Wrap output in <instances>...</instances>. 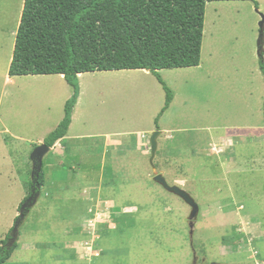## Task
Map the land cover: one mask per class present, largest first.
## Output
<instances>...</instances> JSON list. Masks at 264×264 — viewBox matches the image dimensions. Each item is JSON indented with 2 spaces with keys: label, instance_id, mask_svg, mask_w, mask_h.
I'll return each mask as SVG.
<instances>
[{
  "label": "rangeland",
  "instance_id": "1",
  "mask_svg": "<svg viewBox=\"0 0 264 264\" xmlns=\"http://www.w3.org/2000/svg\"><path fill=\"white\" fill-rule=\"evenodd\" d=\"M257 3L258 8L250 1L207 5L202 64L161 71L175 98L160 117V129L156 119L166 92L153 73L79 78L81 114L71 135L81 129L99 134L97 147L85 140L87 154L97 151L99 162L106 159L101 152L109 136L115 151L106 170L123 156L135 172L107 171L104 181L68 183L67 199L57 210L41 194L7 264H264V0ZM23 5L24 0H0V247L28 194L31 155L66 105L60 76L8 75ZM158 130L165 133L153 169L150 140ZM156 174L199 204L193 233V209L157 183ZM126 177L130 182L122 183ZM84 187L102 194L97 205Z\"/></svg>",
  "mask_w": 264,
  "mask_h": 264
},
{
  "label": "trees",
  "instance_id": "2",
  "mask_svg": "<svg viewBox=\"0 0 264 264\" xmlns=\"http://www.w3.org/2000/svg\"><path fill=\"white\" fill-rule=\"evenodd\" d=\"M257 0H25L9 76L63 75L73 90L65 117L44 140L50 148L68 135L79 100V75L102 71L146 70L166 92V103L156 119L174 101V91L162 70L199 67L202 60L208 3ZM264 76V58L260 56ZM44 167V166H43ZM42 169L35 190L45 186ZM21 202L14 226L2 240L0 264L18 248L8 245L15 226L31 209ZM40 187V188H39Z\"/></svg>",
  "mask_w": 264,
  "mask_h": 264
},
{
  "label": "crops",
  "instance_id": "3",
  "mask_svg": "<svg viewBox=\"0 0 264 264\" xmlns=\"http://www.w3.org/2000/svg\"><path fill=\"white\" fill-rule=\"evenodd\" d=\"M24 3H25V0H24ZM23 9H24V5H23ZM22 13H23V10H22ZM22 13H20V17H22ZM19 19L17 21L18 30H19V26L21 22V18ZM17 33L18 31L14 33L15 38L17 37ZM15 44H16V41L13 45L14 49H15ZM13 57H14V52L12 53L10 57L9 69L13 61ZM201 64H202V60H201ZM169 70H172V69H169ZM102 72H106V71H102ZM108 72H112V71H108ZM8 75H9V72H8ZM29 76L30 77L34 76L33 78H37V76H60L61 79L65 80L63 75H29ZM83 76L84 74H81L79 75V78L81 79ZM15 77H28V76H15ZM68 86L69 85L67 81L65 80V88L67 89V94L65 95L66 96L65 104L71 98V95H72L71 93L69 94L68 92V88H67ZM80 105H81V97L79 98V101L75 107V111L73 114L72 123L69 128L68 135L65 138L58 141L54 147L50 148V151L48 153L49 155L48 154L46 155L48 158L45 159V163L43 165L44 166L43 170L45 169L44 173H45L46 183H45V186L43 187V190H41L42 192L41 194L42 196L44 195L48 196L49 203L51 205L52 210L60 209L61 206L64 205L67 199L68 183L71 184V187H74L77 184L80 185L81 183L83 185H87L89 182H93V181H98V180L104 181L105 180L104 177L106 176L107 171L111 172L112 176H114L115 173H124L126 175V173L133 174L135 172V169H134L135 166L133 165V163H131V161L129 160H125L123 156H117L120 158L119 163L116 164L117 167L113 165L112 161H110L111 168L110 170H106L105 166L108 163V159L109 160L112 159L111 157L113 156L114 151H115V145L113 142L109 140L110 139L109 136L107 135L105 136L106 145H104L103 153L101 152L102 159H104L105 157L106 159L104 161L99 162L97 160V157L99 156V153H97V151H94V153L87 154V151L85 149L86 148L85 140L92 141L91 147L98 146L97 143L101 142V140L97 138L99 137V134L93 133V134L88 135L87 133L84 132V129H81V130H77L75 134L71 135V133L75 131V124L77 123V119L79 115L81 114ZM64 117H65V114L64 116L61 117V119L57 122V124L54 125L50 129V131H54L57 128V126L60 124V122L64 119ZM84 119L87 121V118H84ZM85 124H87V122H85ZM161 133L163 135V133L165 132L161 131ZM45 138L42 141H39L37 146H39L40 144H43ZM118 146L121 147V145H118ZM158 146H159V143H158ZM105 148H107L108 150ZM116 153H119V152H116ZM120 180L122 181V183L126 181L130 182V179L128 177L120 178ZM22 187L24 190L23 182H22ZM45 191L46 192L49 191V192L45 194ZM84 193L85 195L88 196V201L90 200H91L90 202L95 201L96 205L98 203V200L101 201L102 194L98 195V193H93L88 187H84L83 194ZM24 198H25V194H24L22 201L24 200ZM76 198L77 196L74 197V199ZM112 201H113V205H115L116 202L114 200Z\"/></svg>",
  "mask_w": 264,
  "mask_h": 264
},
{
  "label": "water",
  "instance_id": "4",
  "mask_svg": "<svg viewBox=\"0 0 264 264\" xmlns=\"http://www.w3.org/2000/svg\"><path fill=\"white\" fill-rule=\"evenodd\" d=\"M262 16V20L260 22V28H261V34H260V39H259V48H260V56H262L263 54V46H264V16ZM162 135L161 131H155L152 136H151V140H150V144H151V164L153 166V168L155 169V166L153 164V161L157 155V151H158V138ZM50 151V147L47 146L46 144H41L39 146H37L35 148V150L33 151L32 155H31V160L33 162V170H32V182H33V186H32V195L31 197L27 200V202L24 204L23 209L24 208H33L40 196H41V189L36 192L35 190V184L38 181L39 175L43 169V165H44V159L46 157V155L49 153ZM154 180L161 184L166 190L174 193L175 195L179 196L180 198H182L192 209V222L190 223V228H191V232L193 233V229H194V220L197 218L199 211H200V206L199 204L195 201V199L186 191H184L181 187L179 186H171L167 180L165 179V177L161 174H156ZM40 188V187H39ZM23 220L25 221V219L23 218ZM23 221V222H24ZM23 223L19 222L13 232H12V236L11 239L8 242V245L11 247L13 244H15L19 238V231H20V227Z\"/></svg>",
  "mask_w": 264,
  "mask_h": 264
},
{
  "label": "bare ground",
  "instance_id": "5",
  "mask_svg": "<svg viewBox=\"0 0 264 264\" xmlns=\"http://www.w3.org/2000/svg\"><path fill=\"white\" fill-rule=\"evenodd\" d=\"M211 49V48H210ZM213 49V48H212ZM132 82V81H131ZM135 84V83H134Z\"/></svg>",
  "mask_w": 264,
  "mask_h": 264
}]
</instances>
